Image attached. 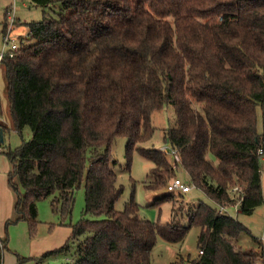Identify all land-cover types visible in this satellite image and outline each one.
Segmentation results:
<instances>
[{"label": "trees", "instance_id": "obj_1", "mask_svg": "<svg viewBox=\"0 0 264 264\" xmlns=\"http://www.w3.org/2000/svg\"><path fill=\"white\" fill-rule=\"evenodd\" d=\"M31 3L59 4V10L27 23L17 55L3 61L12 122L17 132H31L5 153L16 194L10 219H23L34 231L36 203L49 197L65 218L84 183L81 218L68 240L42 257L62 255L61 264H152L158 238L179 244L197 226L192 264L258 263L257 255L234 246L245 227L218 207L250 215L264 203V0ZM164 106L175 111L164 141L177 150L176 168L158 149H136L153 133L151 114ZM119 136L127 140L126 169L134 150L153 163L145 189L160 190L180 168L215 206H181L186 224L173 222L174 208L171 222L145 220L133 198L118 211L124 189L110 149ZM174 201L165 191L153 204ZM4 247L0 240V264Z\"/></svg>", "mask_w": 264, "mask_h": 264}, {"label": "rangeland", "instance_id": "obj_2", "mask_svg": "<svg viewBox=\"0 0 264 264\" xmlns=\"http://www.w3.org/2000/svg\"><path fill=\"white\" fill-rule=\"evenodd\" d=\"M11 8H14L16 23L12 28L10 38L16 43H22L25 42L24 38L28 32L26 24L40 21L43 16H50V14L53 15V12H58L59 4L42 8L33 6L31 0H0V48L1 37L7 22V13ZM26 42L32 43L33 41ZM174 119L175 111L172 107L164 106L153 112L150 116L153 133L144 142L137 144L136 149L157 150L159 147L165 146L167 144L164 141L165 130L173 123ZM256 119L257 130L262 133L263 120L259 107L256 109ZM0 128L5 129L3 142L0 143L2 148V153H0V197L2 199L0 213H3L8 209L7 199L4 200V193L8 191L12 201L16 196L13 188L8 185V175H12V166L5 153L21 146L23 142L28 141L31 137L28 127H24L20 132H17L12 122L3 63L0 64ZM126 142L125 136L116 137L110 149V154L114 159L112 169L117 175L116 183L123 186L124 189L123 195L116 203L118 211H122L125 203L133 198L139 206V216L145 220L160 223L171 222V211L174 208L176 217H174L173 222L186 224L185 210H179L181 206L186 209L188 206L196 205L199 202L211 207L215 206L214 202L195 187H192L191 191L183 196V201L178 198L179 195L172 194L176 200L173 203L163 202L160 205H154L153 201L165 194L166 186L157 191L144 188L150 170L153 168V163L137 150L131 153V162L129 168L126 169ZM213 158L211 156V160ZM168 159L172 163L171 159ZM174 173L170 179L175 175L182 183L191 185L188 175L183 170L177 168ZM132 184H134V189ZM261 188L264 198V160L261 161ZM52 198L41 199L36 203L37 226L32 232H30L27 221L21 219L15 222L10 219L13 217V212L10 213V218H1L0 215V235L1 241L5 245L2 254L3 264H36L37 262L61 264L66 260L62 255H50L46 258L42 256L47 252L60 248L68 240L71 234V226L81 218L84 209V183H81L75 190L70 215L65 218H61L59 212L52 210ZM228 211L231 217L240 222L246 229L238 239L234 240L235 248L245 253H251L252 256L257 255L258 263L264 264V203L258 206L250 215L238 214L237 207H229ZM88 218L94 219L91 216H88ZM199 231V227L193 226L179 244H170L158 238L151 253L152 264H171L177 260L182 261V264H186V260L191 261L197 257ZM51 242L56 244L57 247L46 249L47 251H43L38 255H32L37 252L36 250L39 251L50 246Z\"/></svg>", "mask_w": 264, "mask_h": 264}, {"label": "built area", "instance_id": "obj_3", "mask_svg": "<svg viewBox=\"0 0 264 264\" xmlns=\"http://www.w3.org/2000/svg\"><path fill=\"white\" fill-rule=\"evenodd\" d=\"M14 13H15L14 8H11L10 11L7 13L6 31L2 34V37H1L0 64L3 63L5 58H14L21 48V43H16L14 40L10 38V33L12 31V28L16 23ZM26 37H27V34L25 38ZM158 151L165 156H169L167 158L171 159L173 168H176L178 165H180V160L178 158L177 150L171 147L169 144L159 147ZM0 153H2L1 147H0ZM192 187L193 185H186L182 183L177 177H174L166 184L165 190L166 192L171 193V194L182 195V194H186L190 192ZM236 190L237 189H233V191H236ZM218 212L231 217L228 211V207L226 206L218 207ZM201 253L202 252H199V254ZM186 264H192V262L189 261ZM254 264H258V263H254Z\"/></svg>", "mask_w": 264, "mask_h": 264}, {"label": "crops", "instance_id": "obj_4", "mask_svg": "<svg viewBox=\"0 0 264 264\" xmlns=\"http://www.w3.org/2000/svg\"><path fill=\"white\" fill-rule=\"evenodd\" d=\"M7 26V22H6V24H5V27ZM2 130H3V128H2ZM4 132V131H3ZM6 191V190H5ZM7 196V197H6ZM7 199V200H6ZM4 200H6L7 201V206H8V209H7V211H4L3 213H0V215H1V218L2 217H8V218H10L9 216L11 215L10 213L12 212V205H13V201H12V198H11V195L8 193V191H6V193H4ZM1 207H2V199H1V197H0V209H1ZM59 226V225H58ZM57 226V227H58ZM0 240H1V235H0ZM53 247H57V245L56 244H53L52 242H51V245L50 246H48L47 248H44V249H42V250H36L37 252H34L32 255H38V254H40V253H42L43 251H47V250H49V249H52ZM47 249V250H46ZM255 253H257V252H255ZM42 255V254H41ZM42 264V263H41Z\"/></svg>", "mask_w": 264, "mask_h": 264}, {"label": "water", "instance_id": "obj_5", "mask_svg": "<svg viewBox=\"0 0 264 264\" xmlns=\"http://www.w3.org/2000/svg\"><path fill=\"white\" fill-rule=\"evenodd\" d=\"M3 142V130L0 128V143Z\"/></svg>", "mask_w": 264, "mask_h": 264}]
</instances>
